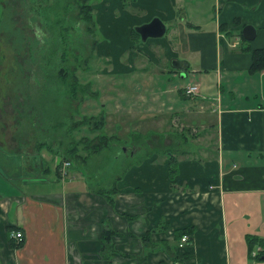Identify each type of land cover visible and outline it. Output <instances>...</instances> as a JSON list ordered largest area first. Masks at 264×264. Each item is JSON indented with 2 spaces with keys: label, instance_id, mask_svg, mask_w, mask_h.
<instances>
[{
  "label": "crops",
  "instance_id": "obj_1",
  "mask_svg": "<svg viewBox=\"0 0 264 264\" xmlns=\"http://www.w3.org/2000/svg\"><path fill=\"white\" fill-rule=\"evenodd\" d=\"M156 17L164 22L165 33L139 42L143 38L135 26ZM247 24L257 30L254 40L245 41ZM261 46L264 0H114L116 96L128 85L121 74L126 67L143 77L132 85L142 93L117 101L114 115L121 118L119 124L125 118L133 125L151 118L169 126L177 120L190 119L192 124L197 120L205 141L202 155L217 157L216 171L203 172L192 165L191 178L170 184L164 167L144 162L128 171L126 189L113 207L92 191L80 165L66 176L58 169L59 177L56 170L63 157L56 161L54 151L59 146L46 148L27 134L2 133L0 264H174L163 251L144 262L117 253L105 259L100 254L107 223L124 233L113 239L117 249L136 254L142 249L140 235L162 221L170 223V230L194 225L193 243L178 251L191 254L182 264H264V259L248 257L246 239L247 234L264 237V70L249 71L251 50ZM126 56L133 64L126 65ZM189 76L188 83L181 81ZM193 83L199 86L198 95L186 96L185 88ZM180 131L189 134L191 129L183 126ZM164 133L167 145L177 147L179 131ZM198 134L192 140L197 141ZM213 141L218 143L215 149ZM23 143L30 147L24 150ZM1 146L14 148L15 154L3 157ZM173 151L180 157L187 154ZM161 157L169 162V153ZM235 157L244 162L231 163ZM122 212L138 218L128 220ZM12 230L24 233L19 247ZM218 232L224 241L213 248ZM153 238L173 240L163 231ZM216 250L222 253L220 260Z\"/></svg>",
  "mask_w": 264,
  "mask_h": 264
},
{
  "label": "rangeland",
  "instance_id": "obj_2",
  "mask_svg": "<svg viewBox=\"0 0 264 264\" xmlns=\"http://www.w3.org/2000/svg\"><path fill=\"white\" fill-rule=\"evenodd\" d=\"M93 7V20L89 22L78 18V3L75 0H0V134H27L31 141L44 142L46 148L70 147L79 141L85 159L77 160L75 164L80 165L87 184L94 189L110 188L120 176L122 188H119L125 191L128 171L144 162L158 165L161 169L164 167L170 184L177 183L180 178H185V181L191 178L189 167L192 165L199 166L203 172L206 169L215 172L219 161L217 157L202 155L205 141L201 139L197 120L194 124L190 119L188 123L177 120L176 125L169 126L160 124L159 118L136 121L134 125L125 118L123 124H119L121 118L114 115V107L118 100L142 93L132 86L143 79L142 72L126 67L121 74L128 85L119 88L124 92L116 96L114 0H93ZM135 30H138V25ZM139 42L145 44L144 40ZM126 60V65L134 62L128 61L127 56ZM62 71L67 74V81ZM74 71L83 86L75 97L71 94V82L68 81ZM190 78L179 80L188 83ZM103 111L107 114L103 129L93 128V120L84 122L85 117L100 116ZM188 117L197 118L195 115ZM76 121L83 123L74 126ZM183 126L191 129L190 135L180 131ZM172 128L181 132L177 147L169 146L163 140L164 131H172ZM105 134L114 135L106 143L108 146L102 152H92L86 138L91 137L96 143L97 136ZM193 134L200 137L195 139L198 142L192 140ZM73 138L77 141L68 143ZM28 144L23 143L24 150L30 147ZM212 144L214 149L217 148L216 141ZM176 148L185 150L186 156L175 154L178 163L162 162L164 157L161 156ZM1 149L6 154L3 157L15 154L12 147L1 146ZM55 155L56 161L61 160L60 154ZM230 161L243 163L244 158H230ZM261 164L264 165V160ZM92 167L96 168V176L91 175ZM4 174L9 180L19 182L9 173ZM122 201L121 209H125ZM223 241V234L218 232V243H213L212 247ZM118 242L123 244L121 239ZM221 254L216 250L218 260ZM260 261L263 260H257Z\"/></svg>",
  "mask_w": 264,
  "mask_h": 264
},
{
  "label": "trees",
  "instance_id": "obj_3",
  "mask_svg": "<svg viewBox=\"0 0 264 264\" xmlns=\"http://www.w3.org/2000/svg\"><path fill=\"white\" fill-rule=\"evenodd\" d=\"M78 3V18H82L86 21L91 22L93 20V12H94V7H93V0H75ZM245 40V38H244ZM248 41V40H245ZM251 73H257L260 71L264 70V46L261 47H255L251 50V65L249 68ZM62 75L64 77V80L67 81V74H65L64 71H62ZM70 83V90H71V94L73 97H75L79 91L80 87H83L80 84L79 78L76 75L75 71L74 74L68 79ZM184 94L186 96V90H184ZM99 117V118H97ZM89 121L91 122V120H93L92 122V127L93 128H101L103 129L107 123V114L103 111L101 113L100 116H90V117H85L84 122L85 121ZM83 122L82 121H76L74 126L77 125H81ZM187 133V132H184ZM181 134V133H180ZM114 135L112 136H107L105 135H99L97 136V140L98 142L94 143L93 139H90L91 137H87L86 139L89 140L88 145L92 147V152H102L104 150V148L108 145H106V143H109L108 141L112 139ZM85 138V137H84ZM141 138V137H139ZM85 139V140H86ZM74 140H76V138L71 139L68 143L73 142ZM106 140V142H105ZM77 141V140H76ZM76 145H72L70 147H65L62 145V147L54 150L56 151L55 154H60L63 157V160L68 159L71 161V166L69 167L68 170H70L72 167L77 166V164H75V162L77 160H81V159H85V157L83 156V152L81 151V143L79 141L76 142ZM44 146L42 145V148ZM51 148V147H50ZM62 148V149H61ZM53 149V147H52ZM171 153H169V162H176L178 163V159L176 157V155L174 154V151H170ZM166 154H168L166 152ZM88 156L90 157V154L88 153ZM62 162V160H61ZM61 162H59V165L57 166V170L56 173L60 176V173L58 171V169H61L62 164ZM90 172L91 175L96 176L97 175V171L96 168H90ZM171 176V175H170ZM172 177V176H171ZM120 176H118L115 180H114V186L112 187H103V188H98V189H94L92 188V191L103 196L108 203H110L113 207L115 206V202H116V198L118 197L121 189L118 186V183L120 181ZM120 215L126 217V219L128 220H133L138 218V216L135 215H129L126 213H120ZM172 228V226L170 225V223H168L167 221H162L159 223V225L157 227H153V228H149L147 229L144 233H142L140 235V240L142 242V249L139 253L136 254H131V253H127L124 252L122 250H118L116 247L115 242L113 241L115 236H119V237H123L124 233L114 227H112L110 224L106 225L103 227L102 232H101V236H100V254L105 258V259H111L113 256V253H117L123 257H136L138 258V260H140V262H144L148 260V257L150 254L152 253H156V252H160L163 251L165 252L170 259H172V262L175 264H182V260L183 259H188L191 257V254L187 251L179 253L178 251V241L179 239L184 235V234H188L189 235V240H188V244H192L193 243V237L195 234V228L194 225H189L186 226L184 228H179V229H174L173 231V240H169L167 238H163L160 240H155L153 238V234L155 232L158 231H163L168 233L170 231V229ZM132 235V234H130ZM247 239V245H248V257L252 258V252L253 250L256 249L257 245L262 246V249L258 251L257 255L254 258L257 259H263L262 257H264V237H260V236H256V235H252V234H247L246 236ZM24 240L22 242H19V244H17L16 246L19 247L23 244Z\"/></svg>",
  "mask_w": 264,
  "mask_h": 264
},
{
  "label": "built area",
  "instance_id": "obj_4",
  "mask_svg": "<svg viewBox=\"0 0 264 264\" xmlns=\"http://www.w3.org/2000/svg\"><path fill=\"white\" fill-rule=\"evenodd\" d=\"M185 90H186L187 95H189V96L198 95L199 86H198V84L193 83V84L188 85L185 88ZM61 164H62V167L60 169L61 175L66 176L68 174V169L71 166V161L68 159H65V160L62 159ZM169 233L171 234V238H173L174 237L173 231L170 230ZM11 237L14 238L17 243H19V242L23 241L24 233L21 230H12ZM188 240H189V235L184 234L178 241V249L184 250L187 243H188ZM261 249H262V247L259 246L257 249L253 250L252 255L255 257L257 255L258 251Z\"/></svg>",
  "mask_w": 264,
  "mask_h": 264
},
{
  "label": "water",
  "instance_id": "obj_5",
  "mask_svg": "<svg viewBox=\"0 0 264 264\" xmlns=\"http://www.w3.org/2000/svg\"><path fill=\"white\" fill-rule=\"evenodd\" d=\"M165 24L160 18H154L151 22L138 26V32L143 40L149 37H158L165 33ZM243 35L247 40H254L257 35V30L252 24H247L243 28ZM264 259V257H262Z\"/></svg>",
  "mask_w": 264,
  "mask_h": 264
}]
</instances>
